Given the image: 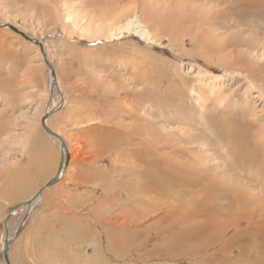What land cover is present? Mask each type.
I'll use <instances>...</instances> for the list:
<instances>
[{"label":"rangeland","instance_id":"obj_1","mask_svg":"<svg viewBox=\"0 0 264 264\" xmlns=\"http://www.w3.org/2000/svg\"><path fill=\"white\" fill-rule=\"evenodd\" d=\"M262 7L0 0V24L43 44L65 96L47 125L71 152L12 244L11 264H264ZM46 67L38 46L0 29V246L9 210L57 171L40 124L51 101Z\"/></svg>","mask_w":264,"mask_h":264},{"label":"bare ground","instance_id":"obj_2","mask_svg":"<svg viewBox=\"0 0 264 264\" xmlns=\"http://www.w3.org/2000/svg\"><path fill=\"white\" fill-rule=\"evenodd\" d=\"M263 9H264V7H262ZM262 8H255V10H257V9H262ZM263 11V10H262ZM136 18V17H135ZM135 21H136V19H135ZM137 22V21H136ZM132 23H134V20H133V18H130V19H128L126 22H125V24H123V25H121V26H119V30L120 29H128L129 28V26H131L132 25ZM132 28V27H131ZM138 34H139V36L141 37V38H144L145 37V35H146V31H144L143 29L142 30H140V31H138ZM233 45H235L234 43H233ZM45 64V63H44ZM47 68V71H46V81H47V83H46V87H47V91H50L49 93L51 94V101H50V103L48 104V106H47V108L45 109V112H47V111H49V110H51V109H54V108H59V107H61L64 103H65V96H64V94H63V92H62V90H61V86L59 85L60 83H59V79H58V77L56 76V86H55V84H54V78H53V75L51 74V71L49 70V68L48 67H46ZM53 85H54V87H53ZM45 133V132H44ZM46 134V133H45ZM58 134V133H57ZM46 136L48 137V139H50V141L52 142V144L55 146V148H56V150H57V152L59 153V161H58V165L62 162L61 160L67 155V154H69V156L71 157V152H70V148H69V143L67 142V140L66 139H64L63 138V141H64V143H65V147H63V146H61V143H59L58 141H56L55 139H53V138H51V136H49V135H47L46 134ZM188 144V143H187ZM56 153V152H55ZM71 160V159H70ZM150 162H152V161H150ZM158 163V164H157ZM156 164H157V168H160V169H162V168H164V167H166L167 165H166V162L165 163H162V162H160V161H158ZM155 164V165H156ZM182 164V163H181ZM58 165H57V171L55 172L54 171V174H53V176L51 177V178H53L54 176H56V175H58V182L63 178V176L64 175H66L65 173H66V169H67V166L65 167V168H62V170H61V172H58ZM45 168V167H44ZM201 168V167H200ZM205 168V167H204ZM46 170V168L44 169V171ZM158 170V169H157ZM157 170H156V173H157ZM169 170V169H168ZM48 171V170H47ZM172 171V170H171ZM177 171V173H179L178 172V170H176ZM204 171V170H203ZM58 173V174H57ZM152 173V172H151ZM173 174H172V176H174V172H172ZM22 176H23V174H21ZM152 176H155L154 175V172L151 174ZM24 176H25V174H24ZM151 176V178H154V177H152ZM26 177H27V175H26ZM25 177V178H26ZM166 177V176H165ZM28 178V177H27ZM26 178V179H27ZM168 178V177H167ZM26 179H24V181L22 182V184L23 183H25V185L26 184H28V181L26 180ZM155 179V178H154ZM159 179V178H158ZM63 180V179H62ZM61 180V181H62ZM157 180V179H156ZM156 180H154L152 183H151V185H152V187L153 186H155V184H156ZM160 180V179H159ZM159 180H158V182H159ZM162 180V179H161ZM22 181V180H21ZM15 182V181H14ZM47 182V181H46ZM45 182V183H46ZM57 182V183H58ZM157 182V183H158ZM19 183V182H18ZM44 183V184H45ZM20 185V187H19V190H18V192H17V190L15 189V191L18 193V194H24L23 192L25 191L24 190V186L23 185ZM161 184H163V183H161ZM29 185H31V183L29 184ZM159 185V184H158ZM41 187H43V185H41L39 188H37V190L32 194V196L31 197H29V199L27 200V202L26 203H23V204H19V206H21L19 209H17V210H15V209H12V210H9V211H11L12 212V214H11V217H13L14 216V214L17 212V211H20V212H24L23 213V215H22V217L24 216V214L25 213H28V214H30L33 210H34V208L38 205V203L40 202V200H41V197H42V195H41V197H39L37 200H35L34 202H32L31 203V205L30 206H27V203L28 202H31V200H33V198H34V196H35V194L37 193V191L41 188ZM159 187V186H158ZM166 187V186H165ZM49 188V187H48ZM154 188V187H153ZM157 188V187H156ZM47 189V188H46ZM45 189V190H46ZM44 190V191H45ZM158 190V189H157ZM168 190V189H167ZM43 191V192H44ZM17 194V195H18ZM7 215V214H6ZM21 217V218H22ZM147 218V217H146ZM20 221H21V219H20ZM20 221H19V223H18V226H19V224H20ZM8 235V234H7ZM13 235V234H12ZM11 235V236H12ZM11 236H9L8 235V238H10ZM5 236H4V238H3V240H2V243H1V246H0V249H2V247H3V242H4V240H5ZM98 256H100V250H99V252L97 251V250H95L94 251ZM96 256V255H95ZM97 261V263L96 264H104L105 262H107V261H105V260H102V259H99V258H95L94 259V262H96ZM3 262V261H2ZM108 263V262H107Z\"/></svg>","mask_w":264,"mask_h":264},{"label":"water","instance_id":"obj_3","mask_svg":"<svg viewBox=\"0 0 264 264\" xmlns=\"http://www.w3.org/2000/svg\"><path fill=\"white\" fill-rule=\"evenodd\" d=\"M4 28V29H9L12 32L20 35L24 40L38 46L40 53L43 57L44 63L45 65L49 68V70L51 71V74L53 75L54 78V84L56 86V73L55 70L53 68V66L48 62L47 56L45 54L44 48H43V44L41 42H39L38 40L35 39H31L30 37H28L27 35H25L23 32L19 31L17 28H15L14 26H12L11 24H0V29ZM54 87V85H53ZM57 87V86H56ZM63 106V105H62ZM61 106V107H62ZM61 107L59 108H54L51 109L47 112H45V114L42 116L41 120H40V124H41V128L42 130L49 136H51V138L55 139L56 141H58L59 143H61V146L65 147V143L63 141V138L57 134L56 132H54L53 130H51L48 125H47V120L54 114L56 113ZM69 160H70V156L69 154H67L61 161V163L58 165V172H61L62 168H65L66 166H68L69 164ZM58 174V173H57ZM59 175V174H58ZM58 175L54 176L53 178H51L50 180H48L43 187H41L37 193L35 194L33 200H31V202L27 203V206H30L32 202H34L35 200H37L39 197H41L43 191L48 188V187H52L53 185H55L58 182ZM21 206L16 205L14 207L15 210L19 209ZM11 214L12 212L9 211L5 217L4 220V229H5V240L3 242V247L1 249V257L2 260L4 262V264H11L10 260H9V250L12 246V244L14 243V241L17 239V237L19 236L25 222L27 221L29 214L25 213L24 216L21 218L20 224L19 226H17L15 233L8 238V223L11 220Z\"/></svg>","mask_w":264,"mask_h":264},{"label":"crops","instance_id":"obj_4","mask_svg":"<svg viewBox=\"0 0 264 264\" xmlns=\"http://www.w3.org/2000/svg\"><path fill=\"white\" fill-rule=\"evenodd\" d=\"M53 176V175H52ZM50 188V187H49Z\"/></svg>","mask_w":264,"mask_h":264}]
</instances>
